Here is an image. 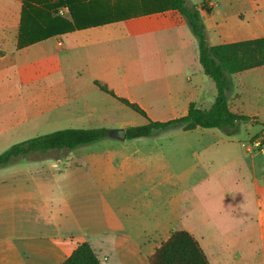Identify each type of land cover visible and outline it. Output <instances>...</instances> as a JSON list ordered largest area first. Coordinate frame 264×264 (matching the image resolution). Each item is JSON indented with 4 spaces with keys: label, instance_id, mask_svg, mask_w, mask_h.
Listing matches in <instances>:
<instances>
[{
    "label": "crops",
    "instance_id": "obj_1",
    "mask_svg": "<svg viewBox=\"0 0 264 264\" xmlns=\"http://www.w3.org/2000/svg\"><path fill=\"white\" fill-rule=\"evenodd\" d=\"M67 1L70 10L54 13L59 0H0V134L44 126L57 113L73 116L83 109L92 118L120 109L121 102L96 82L138 104L154 121L184 117L192 103L212 106L216 86L200 64L196 38L169 0ZM185 1L187 6L214 4L203 15L212 45L264 38V0ZM228 105L233 113L252 118V127L264 128V66L232 75ZM202 130L214 129L183 132ZM238 136H227L220 154L226 158L217 162L212 177L221 182L223 172L229 175L246 159L258 191L259 179L264 185V133L257 135L262 141L246 144L236 142ZM139 148L116 161L131 159ZM111 157L108 153L106 159ZM26 163L0 169V264H63L82 242L100 264H150L172 232L187 231L170 226V210L135 208L129 193L108 191L106 176L72 159L66 164L46 159L33 170H25L30 167ZM230 198L227 193L225 199ZM259 229L262 234L261 222ZM189 233L210 264H264V240L261 255L248 245L245 253L231 257L214 249L217 236L213 242Z\"/></svg>",
    "mask_w": 264,
    "mask_h": 264
},
{
    "label": "rangeland",
    "instance_id": "obj_2",
    "mask_svg": "<svg viewBox=\"0 0 264 264\" xmlns=\"http://www.w3.org/2000/svg\"><path fill=\"white\" fill-rule=\"evenodd\" d=\"M120 104V109L103 111L100 116L92 118L87 117V113L81 109V112L74 111L73 116L54 114L44 126H29L25 130L9 129L0 134V154L24 140L62 129L105 128L110 131L121 129V124L131 126L148 122L142 115L123 103ZM205 105L203 104L204 107ZM101 106L103 105L100 103L95 105L98 108ZM252 124L241 125V132L234 140L243 144L249 143V139L252 142L262 141L257 135H262L264 128L258 125L252 127ZM200 132L206 131L185 133L176 129L148 139H127V142L108 137L63 155L59 152L52 154L61 157L65 164L67 159H72L95 175L106 176L108 191L129 193L130 198L134 199L132 206L135 208L153 206L170 210L168 223L172 228H186L187 232L194 231L213 242V236H217L214 249L220 255H242L247 251L248 245L255 248V254L261 255V241L264 240V185L259 179L256 191L254 173L246 159V163L232 167L229 175L226 172L218 175L222 181L216 182L212 172L217 162L226 158L225 152L222 156L220 154L224 149L223 143L228 138L220 129ZM219 137L224 139L218 140ZM147 144H152L153 147L146 148ZM139 145L142 148H139L136 156L124 162L116 161L117 156L122 158L130 155ZM108 153H112L111 160L106 159ZM146 155L153 157L147 158ZM46 159L58 158L25 160L30 166L25 167V170L40 168L36 163L40 164ZM257 177L260 176L257 174ZM227 193L231 195L230 199H225ZM211 220L216 222V227L210 226ZM260 222L263 226L262 234Z\"/></svg>",
    "mask_w": 264,
    "mask_h": 264
},
{
    "label": "trees",
    "instance_id": "obj_3",
    "mask_svg": "<svg viewBox=\"0 0 264 264\" xmlns=\"http://www.w3.org/2000/svg\"><path fill=\"white\" fill-rule=\"evenodd\" d=\"M169 6L185 19L198 41L200 64L205 75L211 78L217 89V97L212 106L209 109H203L192 103L184 117L154 121L138 104L117 96L99 82H96V85L103 92L148 120L147 124L128 127L126 139L148 138L170 129L193 131L197 128L220 129L228 137L239 135L241 125L251 123L252 118L235 114L230 110L228 98L232 90L231 76L264 66V38L212 45L203 22V15L211 12L207 3L201 6H187L185 0H169ZM60 8L70 10L71 6L67 0H59L53 12L57 13ZM49 35H56V33ZM43 36L47 37L48 33H44ZM108 132L109 130L105 128H67L24 140L0 154V169L21 160H37L41 157L59 159L61 157L52 153L59 152L63 155L68 151L93 145L108 138ZM149 262L150 264H210L199 242L192 234L184 230L172 232L169 239L150 257ZM63 264H100V261L91 246L87 242H82Z\"/></svg>",
    "mask_w": 264,
    "mask_h": 264
},
{
    "label": "water",
    "instance_id": "obj_4",
    "mask_svg": "<svg viewBox=\"0 0 264 264\" xmlns=\"http://www.w3.org/2000/svg\"><path fill=\"white\" fill-rule=\"evenodd\" d=\"M108 137L124 141L127 137L126 129L121 128V129H116V130H110L108 132Z\"/></svg>",
    "mask_w": 264,
    "mask_h": 264
},
{
    "label": "built area",
    "instance_id": "obj_5",
    "mask_svg": "<svg viewBox=\"0 0 264 264\" xmlns=\"http://www.w3.org/2000/svg\"><path fill=\"white\" fill-rule=\"evenodd\" d=\"M207 5H208L209 9H212L214 6V4L211 2H208ZM59 45H62V43L60 42Z\"/></svg>",
    "mask_w": 264,
    "mask_h": 264
}]
</instances>
